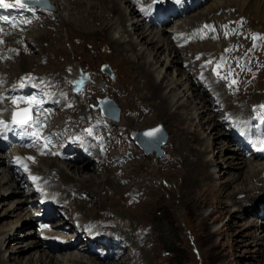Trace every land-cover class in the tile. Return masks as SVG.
Here are the masks:
<instances>
[{"label":"rangeland","instance_id":"obj_1","mask_svg":"<svg viewBox=\"0 0 264 264\" xmlns=\"http://www.w3.org/2000/svg\"><path fill=\"white\" fill-rule=\"evenodd\" d=\"M73 1L75 2L77 0H71L70 3ZM108 1L110 4L113 3V0ZM218 1L219 0H211L209 4H205L203 6H205L206 9L207 6L209 7ZM244 1L245 0H242V2ZM48 2L51 4L54 10L50 11V13H45L44 16H41L43 12L40 10L42 9H38L37 11L39 13L32 16L39 17V19H35L30 24H28L29 28L26 27L24 35L26 40L33 46H35V43L32 40L35 39L34 34L36 33V31L33 30L37 29L38 31H41V35H43L45 38L48 35H50V37H47L48 39L41 44L40 48L35 46L34 50L36 51H27L25 56L32 57L36 56L35 54L39 55V53L44 50L43 48L46 46L48 49L56 48L61 52L51 51L48 57H45V53L41 54L42 62L33 63L35 65H32V67L29 66L30 69H26L25 72L27 73L25 74H23L22 70H17V72L20 73V75H18L16 72V67L14 66L15 62L13 58L18 60L19 57L18 54L15 57V55L11 53L14 51L12 49L10 51L11 57L6 61L8 62V65H6L7 70L8 68L11 69L8 71L6 70L9 73H5V76L3 75L4 73L0 74V78L2 77L0 86L1 88L7 89L14 88L13 85H16L17 83H14L16 81V76H19V80L22 84L26 83V80L32 82L37 88H41V91L44 90V92L48 95L49 100H54L57 102L55 106L50 107L52 120H49L46 123L49 128L55 130L54 133H56V136L58 135V137H60L64 132H67L68 135L66 136L64 134L63 136H66L64 141L67 140L68 144V141L70 143L76 141L77 136L85 135L88 140L93 142L96 141L95 143L98 145V148H100V155L106 157L107 151L102 148V144L103 146H106V144H104L105 142L101 143L102 139L105 137L107 140L111 141L113 145V147L110 148V151L108 149V152L112 153L115 151L116 155H119H117V157L121 159L123 165L128 167L126 171L119 172L120 175H116L114 174V171H112L117 178L116 182L119 183L118 190H116L117 192L112 189H107L108 186H104V189L99 191L103 184L100 174L102 173L108 175V169L103 163L100 166L99 161V164H94L96 165L95 168L90 167L89 169H85L82 171L81 175L77 174L76 172V175H74L76 179H80V177L84 179V177H87L95 181V184L90 186H93V189L96 190V192L99 191L98 196L102 199V202H100L101 206L99 207L106 206L107 210L100 211L98 213L96 212V214H94L93 211L90 210L92 209V204H86L85 207L77 200V198H73L72 196L71 199H69V202H67V206L69 205L68 207L70 210L66 211L65 217L62 219H66V222L72 221V223L73 220H75L77 223L82 219L87 220V224L89 226L88 229H90L89 233H93L92 235H94V239H97L103 235L106 237L107 242H114L115 244L107 243L106 247H99L100 254H103L102 256H105L107 253L111 252L116 256V258H121L124 254V249L128 247V249L136 254V261L127 259L126 255L124 254L125 256L122 258L124 260L126 259L125 264H264V233H262L261 230L264 227V220L257 216V214L259 212L262 213V209H264V197L259 191L264 185V159H261L262 157L259 158L258 156L256 158H252L247 155L244 156L246 159L254 161V167L256 170H261V177L259 176L257 180H251L250 177L244 178L242 181L237 180L233 174L234 172L231 171L230 173L228 170V173L225 174L218 173L221 168H227L225 164L228 162L227 156L234 155L240 145L237 143H228L227 140L224 141V139L221 137L217 139L215 138L216 135L213 134L211 140H213V144L218 143L216 147L219 149L205 154L208 159L215 160L212 164V167L210 168V170L215 172L214 179L211 180L212 184L216 186L223 185L227 192H232L233 195L240 191L255 190L250 192L249 195L251 194L250 197L259 198V206L263 205V208L261 209L258 206V210H255L257 205L254 204V209L252 207H248V213L241 214V217L234 219L233 221L231 216L236 212L237 209V207L233 206L231 203L234 200L233 196L230 199H227L226 210L229 211V214L225 213L222 216L216 212L218 207L211 201H208V205L201 207H194L193 205L188 204L187 201H189V197L183 196V194H185L184 192L187 191L183 188L184 176H182V173L184 174V171H186L183 165L184 161L182 158L178 157L175 149L176 142L172 139L174 132L177 133V129L171 127L168 130V125L165 121L166 116L163 115V113H160L162 100H154L153 104L156 102L155 106L154 108L151 107L152 104L150 100L153 98V93H150V84L146 80L143 81L141 79L142 76L141 78H137L138 71H136L137 69L132 65L135 64L138 67V64L141 62L146 64L148 68L150 67V70L153 72L156 81L161 83L162 87H164L162 88V93H164V96L170 102H172V106L169 107L172 113H174L176 110L180 111V114L183 118L181 128L189 132L199 131V126H196V124L199 123V118H197L195 115L192 117L191 115L193 109L199 105L200 95H197L199 91L196 89L199 87V85L192 87L197 91L193 89L188 92V95L190 96L188 103L186 102L187 98H183L181 102L174 105L179 99L178 95L181 93V91L179 92L178 88L185 83V79L188 76V74L186 77L179 75L180 72H178V70L182 68L184 71L187 73L190 72L191 74L193 71H197V75H199L197 76V79H200V77H202L203 70H206L210 73V71L213 69V66H216V69L223 72L224 76L227 77L228 81L232 84L233 91L235 92L233 93L235 95L234 97L239 99L237 97L239 94L241 96H239V101H242L241 103H243L248 111L250 110L249 112H251V108L258 109L262 107L264 109V24H260L258 20L245 19L247 16L242 14H239L238 19L235 21H228L226 24L222 23V21H211V24L214 27H216V23L219 28H213V33L212 36H210V39L205 40L208 36L201 39L205 40L206 45L212 43L214 48L210 46V49H213L211 50L212 53L215 52V55L213 56L207 55L206 52L204 53L200 52L201 50H198L204 47V42H200L203 40L196 39V33L192 34L189 33V31L181 30L183 29L184 22L189 20H193V22L190 23L189 26L185 27L194 28L195 18L202 19L197 16L200 14H205L206 11H204V8H199L195 12H192L185 17L179 18L173 22H169L164 27H161L159 24H157L156 29L152 28L153 26L150 23H147V21L150 19V16L146 15L148 5L144 7L142 0H120L119 5L124 9L128 7L131 11L134 8L133 5L138 8H143L141 17H139V14H137V16L135 15L136 17L134 16V18H136V23L139 21L142 26L146 25V30L150 26L151 29H153L150 30V33L154 31V34L157 33L158 38L156 37L155 39L157 43L162 42L163 31L165 28H167L166 38L169 39L170 45L174 47V50L179 47L178 49L186 52L180 56L179 63L176 64V67H166L165 65L162 66V63H170L172 58L175 56L174 54L171 55V51L163 50L166 52L164 53L161 51L159 54H157L156 52H153L150 46L148 47V45H145L144 42L141 44V40H138V36L134 37V41H136L137 46L139 45L138 47H135L136 54L131 51L132 48L130 47V43H128L130 42L131 37L128 36L133 34L132 27L122 29L118 26L120 29L116 28V31H111V37L113 39L125 44L123 46V51L115 50L106 35H99L97 37H93L92 35H83V37L82 35L77 34V27L73 25L69 26L70 23H68V21H74L75 16H73L74 14L71 12L66 0H48ZM156 4L158 6V12L164 8L159 0L156 1ZM59 7H61V9ZM72 7L76 8V6L73 5ZM193 7L195 6H189V8H192V10ZM128 8L127 10H129ZM220 11H218V14L216 13L215 16H219L222 13V11ZM228 12L229 10H225L224 14H227ZM106 16L110 18V14H107ZM228 16L229 15L226 17L229 18ZM41 17L42 19H40ZM143 17H148L147 21H143ZM210 17L211 16H209V18ZM30 20H32V18H30ZM64 20L67 21L65 25L62 24ZM167 20H169V18ZM202 23H210V21H203ZM202 23L199 22V24ZM130 24L131 23H127V26L130 27L132 25ZM45 25L49 26L48 30H46ZM219 25L223 26L220 27ZM173 28H175L173 30L175 34L170 33L172 32L171 29ZM69 34H71V37ZM37 40L38 39H36V41ZM166 43L167 42L165 41V46ZM227 46L229 50H224V48ZM192 53L194 54L192 55ZM232 53L234 57L232 56ZM209 58L216 60L215 65L210 67L211 64L207 63ZM158 61L160 62L157 63ZM191 61H194L193 63L197 62L195 65V70L189 69V65L192 63ZM188 62V66L185 67L186 63ZM0 64L1 73L3 72L2 67L4 62ZM70 66L72 67L71 69ZM48 67L49 69L45 70ZM70 71L75 72L71 73ZM234 71L236 74H234ZM75 74L79 77L80 81H77ZM210 74L213 77V72ZM165 76L166 79L164 80ZM70 78L76 80L75 85L73 81L69 80ZM81 79H83V81ZM216 79H219V83L224 81V78L219 75L216 76ZM239 82H243V87L242 85H239ZM72 85H74L75 91L73 90ZM85 86H88L87 95H85ZM190 87L191 86H189V88ZM207 87L210 89L209 86ZM207 87H205L206 90H208ZM36 92L41 93L38 91ZM24 98L26 99V97ZM105 98L107 100L109 99L110 101H114L119 107L120 119L118 122L112 121L111 119L102 115L100 112L99 101L104 100ZM235 98H232L229 94H227L228 100H233ZM242 98L245 99L242 100ZM2 101L5 102L6 105H10V100L6 101L3 99ZM211 102V106L214 105L217 107L215 108L216 110L218 107H220L221 110L223 109L225 112H228L226 105L218 106V101L215 102L213 100ZM70 107L73 109H70ZM106 107L111 108L110 105H107ZM199 107L201 106L199 105ZM58 112L62 115L61 117ZM228 114H230L228 117L227 113L224 115H219V119H221V121H225L227 126V128L225 127L223 131L227 132L229 129L227 124L230 122L234 123L235 121L234 115L231 112H228ZM107 122L110 124L109 132L105 130L104 125ZM159 127H161V129H159ZM147 130L150 132H146ZM137 131L145 132L144 135L140 134L142 139L143 136L146 137L147 134L153 135L165 133L167 135V142L164 146H162L163 156L161 158L157 159L155 153L146 155L139 149L132 139ZM199 133L204 136V138H207L210 132L205 134L206 132L201 131ZM254 135L255 133L253 136ZM214 138L217 140H214ZM240 138L243 137L241 136ZM260 139L264 140L263 137H260ZM211 140L210 142H212ZM79 144H82V148L83 146L87 147L85 140L80 141ZM203 144L204 143L197 145L194 143L192 144L191 148H203V146H201ZM0 154L4 157L3 153ZM257 154L259 153H256V155ZM75 155L77 156L79 153L76 151ZM6 158V168H0V173L2 177H5V179L10 177L9 173L7 172V170L9 171L7 165L9 159L7 156ZM51 161V163L54 165L50 164V168L57 166L58 168H61L64 173L68 175L71 173L73 174L72 169H70L68 167L69 165H67L68 162H62L58 158H52ZM119 164L122 165L121 163ZM113 165L115 166L116 164L113 163ZM37 170L38 167L36 168V171ZM38 174H43V178L46 176L44 172H39ZM200 177L203 178L204 176L200 174ZM52 180H54V178H52ZM261 180L263 182H259ZM58 181V183L62 184L60 180ZM83 181L82 183H84ZM1 188L0 191H2V193L4 192L5 197L7 198L12 189L8 191L7 187ZM14 192H18V190L16 189ZM245 195L247 194H244V196ZM2 196L3 195L1 194V203H7L6 198H2ZM98 196L95 199L96 203L97 201H100ZM12 198H14V196H12ZM33 199L35 198L33 197ZM242 199H244V197ZM210 200L213 199L210 198ZM66 201H68V199ZM19 203L20 201L16 202V205ZM62 204L64 203L62 202ZM245 205H247V203ZM2 207L3 205H0V221L10 225L4 230H0V234L13 231V233L17 235L15 236L14 241H11L8 243V245L6 244L4 246L5 248L2 254L7 256L12 250H14L13 248L17 246L14 242L26 241L24 239L28 235L26 233L28 231H32L33 229L31 226L29 229L19 228V225H22L23 222V220L21 222L19 219L20 217H6L3 219L1 215L5 213L6 209H8V205H4L3 209ZM37 207L33 208L34 211L37 209ZM98 209L100 210V208ZM94 215L98 217L102 216V219L98 220ZM23 216L24 213L22 214V217ZM60 219L61 218L59 217V220ZM110 219L121 220L122 225L128 224L131 226L133 231L139 235V238L142 240V242L132 248L130 245L132 242L124 241V239L119 235H116V237L114 235L110 236L111 233H109L108 230H112L110 228L113 225L102 227V230L104 229L103 232H101V230H97L101 229L98 228L99 222L109 221ZM203 220H207L208 226L203 225ZM234 222L237 224V226H235V228H231V225ZM74 224L75 223H73V225H69L70 228L73 227ZM91 229L96 230L99 233L92 231ZM65 233H67V230ZM43 234H45V232H43ZM71 234L76 236L74 232ZM71 234H67L66 237L70 236ZM31 236L34 237L33 232ZM48 238L49 237L46 236L45 239ZM67 239L69 240V238ZM82 241L83 240H81L79 243L74 241V245L71 247V249L63 247L52 253L60 254V252H65L66 256L69 258L68 260L79 259L83 261L84 264H95L96 261L93 260L90 255H87L85 252L78 249V246L83 243ZM41 243L44 244L43 242ZM98 246L99 245L94 246L93 248L98 249ZM111 246L114 248L112 249ZM118 246L124 247L123 252L119 250ZM58 254H56L57 261L60 264H64L65 262L63 263V259L67 257L63 256L62 254ZM41 258L46 260V255L42 257V253L36 254V259ZM99 263L113 264L115 261H112L111 259L100 261Z\"/></svg>","mask_w":264,"mask_h":264},{"label":"bare ground","instance_id":"obj_2","mask_svg":"<svg viewBox=\"0 0 264 264\" xmlns=\"http://www.w3.org/2000/svg\"><path fill=\"white\" fill-rule=\"evenodd\" d=\"M66 1L68 3V6L71 9V12L74 14L73 16H75L74 21H68V23H70L69 26L73 25V26L77 27L76 32L78 35H82V36L83 35L84 36L92 35L93 37H97L99 35H103V36L106 35L109 38V40L112 43L115 50L123 51V49H124L123 46L125 44H122V43L118 42L117 40L113 39L111 37V31L112 30L114 31L116 28L120 29L119 27H121L122 29L132 27L133 34L128 36V37H131L130 42H128V43H130V47L132 48L131 51L134 54H136V48L135 47L137 46V43H136V41H134L135 36L136 37L138 36V40H141L140 41L141 44L144 42L145 45H148V47L150 46L152 48L153 52H156L157 54H159L163 50L171 51V55L174 54L175 56L172 58L170 63H168V62L162 63V66L165 65L166 67L167 66L176 67V64L179 63L180 56L183 55L185 52V51H182L181 49H178L179 47L176 50H174V47H172V45H170L169 39L166 38L167 37L166 36L167 28H165L163 31L162 42L157 43V41H155V39L157 37V33L154 34L155 31L150 33V30H153V29H151L150 26L146 30L145 29V27L147 28L146 25L142 26L139 23V21L136 23V18H134V16L135 15L137 16V14L140 11L137 7L133 8L131 11L128 7L127 8L129 10H127V8L124 9L119 5L120 0H113L112 4H110L108 0H77L75 2L73 1L74 3L73 2L70 3L71 0H66ZM123 1H126V0H123ZM210 1L211 0H201L200 4L190 5L189 4L190 0H186L185 8L183 9V11H175L172 8L164 9L162 11V14H161V17H163V19L161 20V27H164L167 25V23H169L170 21H173L172 18H174L176 15H186L187 16V15L191 14L192 12H195L199 8H204V11H206V12H205V14H200L199 16H197V17H200L202 19L195 18V22H194L195 27H196V25H199V22L202 23L203 21H208V22L210 21V24H211V21L214 22V20H217V21H222V23L226 24L228 21H233V20L235 21L236 19H238L239 14L246 15L247 18H245V19L258 20L260 24L261 23L264 24V0H245L244 2H242V0H229V1H224V0L220 1L219 0L218 2H215L214 4L210 5L209 7L207 6L205 9V6H202V4H203L202 2H204V5H205V4H209ZM142 2L144 5L151 4V7L156 9V7L154 6L156 3V0H142ZM72 5L76 6V8L72 7ZM189 6L190 7L195 6V7H193V10H192V8H189ZM59 8L61 9V7H59ZM233 8H235L236 10ZM220 10L222 11V13L219 16H217V15L215 16V14ZM225 10H229V12L227 14H224ZM21 11H26V8H21ZM40 11L43 12L41 14V16H44L45 12L43 10H40ZM128 11H130V12H128ZM38 13L39 12L37 11L35 14H38ZM107 14H110V18H108L106 16ZM227 15H229L228 16L229 18L226 17ZM209 16H211V17L209 18ZM168 18H169V20H167ZM40 19H42V17ZM133 22H135V23H133ZM192 22H193V20L185 21L183 24V29H181V30L188 31L189 29H193L192 27H185V26H189L190 23H192ZM247 22H249V21H247ZM66 23H67V21L64 20V22L62 24L65 25ZM100 23H101V25H100ZM127 23H131L132 25L130 24L131 26L129 27V26H127ZM215 25H216L215 28H217L218 25L216 23H215ZM221 26H223V25H221ZM45 28H46V30H48L49 26L45 25ZM152 28H154V27H152ZM174 29L175 28L171 29L172 30V32H170L171 34L173 33ZM196 29H197V27H196ZM205 30L208 33L209 27L205 28ZM33 31H36V33L34 34L35 39L32 40L35 44L34 43L33 44L40 48L41 44L44 41H46L48 39L47 37H50V35L46 36V38H45L43 35H41V31H38L37 29H35ZM28 32H29V30H28ZM30 32H31V30H30ZM44 35H46V34H44ZM69 35L71 37V34H69ZM152 35H153V37H152ZM197 35H198V33H197ZM208 35L209 36L205 40L210 39V36H212V34H208ZM19 37H20L19 34H12L8 38V40L10 42V43L8 42L9 46H7V47L6 46L5 47L0 46V52L2 53V56H1V53H0V56L3 57V59L6 58V55H8L12 49H14V51L17 52L18 57H19V58L17 57L18 60L16 58H13V60L15 62L14 66L16 67V72H17V70L18 71L22 70L23 74L27 73V72H25L26 69H28V68L30 69L29 66L32 67V65H35L33 63L42 62L41 54H43V53L46 54L45 57H48L49 54L51 53V51L61 52L56 48L55 49L54 48L48 49V48H46L47 47L46 46L45 48H43L44 50H42L39 53V55L35 54L36 56L26 57L25 53L27 51L33 52L35 46H33L27 40H24L22 42ZM36 39H38V40L36 41ZM196 39L198 40V37H196ZM205 40L202 41V42H204V47L201 49H198V50H201L200 52H204V53L206 52L207 55H213L214 56L215 52L212 53L211 50H213V49L212 48L210 49V46L213 47L212 43H209L208 45H206ZM165 41L167 42L166 46L164 45ZM26 42H28V43H26ZM224 50H229L228 46L225 47ZM34 51H36V50H34ZM193 54L194 53H192V55ZM232 56H233V53H232ZM3 59H2V61L4 62V65L2 64L3 65V67H2L3 72H1L0 74L4 73L3 75L5 76V73H9L7 71L10 70L11 68H8V70H7L6 65H8V62H6L7 60H3ZM159 62L160 61H158L157 63H159ZM193 62L190 63L189 69L195 70L196 69L195 65L197 64V62H195V63H193ZM215 62H216V60L213 58H209V61H207V63L211 64L210 67L215 65ZM46 64H47V62H46ZM187 64H189V62ZM132 65L134 68L137 69L136 71H138L137 78H139V77L141 78V76H142L141 79L143 81H145V80L148 81L150 84V87H151L150 93H153L152 94L153 98H151V100H150V102L152 104L151 107L154 108V106H155L156 102L153 104L154 100L155 101H158L159 99L162 100V105L160 106V113H163V115L166 116L165 121L168 125V130L171 127L177 129V133L174 132L172 139L176 142V144H175L176 148L175 149H176V152L178 154V157L182 158L184 161L183 165H184L186 171H184L185 172L184 174L182 173V176H184L183 188L186 189L187 191L184 192L185 194H183V196L189 197V201H187V203L193 205L194 207H201V206L208 205V201H211L217 205L218 208H217L216 212L220 216H222L225 213L229 214V211L226 210L227 199H230L233 196L234 200L231 203L233 206L237 207L236 212L231 216V219H233V221H234V219L241 217V214L248 213V211H249L248 207H252L254 209L255 205H257L255 210H258V206H259V202H258L259 200L258 199L259 198L250 197L251 194L249 195L250 192L255 191V190L240 191V192L233 195L232 192H227V190L225 189V187L223 185L216 186V185H213L211 182V180L214 179L215 172L210 170V168L212 167V164L215 160L208 159V157L205 154L214 152L216 149H219L216 147L218 145V143L213 144V140H211V137H213V134H214V135H216L215 138L219 139V137H221L224 139V141L227 140L228 143H232V144H233V140L235 142H237L239 140V139H236V140L233 139L229 132L223 131V129H225V127L227 128V126H226L225 121H223V120L221 121V119H219V115L220 114L224 115L225 113H227V117H228V115H230V114H228V112H231L234 115L235 120L236 119L237 120L248 119L251 117V112H249L250 110L248 111L247 108L243 105V103H241L242 101H239L241 96L239 94L237 95V97L239 99H236L234 97L235 95L233 93H235V92L233 91L232 84L228 81L227 77L224 76V73L221 72L220 70L216 69V66H213V69L210 71V73L213 72V77L208 71L203 70L202 71L203 72L202 77H200V79H197V76H199V75H197V71L196 72L193 71L191 74L190 72L187 73L182 68L181 69L178 68L179 69L178 72H180L179 75L186 77V75L188 74V76L186 77V79L184 78L186 80L185 83L178 88L179 92L181 91V93L178 95L179 99L174 105L181 102V100H183V98H187L186 102L188 103V100L190 98V96L188 95V92L193 90L194 88H192V87H195V85H199V87L196 89H198V91H199L197 95H200L199 105L201 107H199V105L196 104L197 105L196 108L193 109L192 113L190 112L192 117H194V115H195V116H197V118H199V123L196 124V126H199V131L189 132V131L181 128L183 118H182V115L180 114V111L176 110L174 113H172V111L170 110L169 107L172 106V102H170L164 96V93H162V90H163L162 88H164V87H162L161 83H158L156 81L153 72H151V70H150L151 68L150 67L148 68V66L146 64L141 63V62H140V64H138L139 65L138 67L135 64H132ZM10 66H11V64H10ZM187 66L188 65H185V67H187ZM0 67H1V64H0ZM42 68H45V67H42ZM71 68L72 67L70 66V69ZM47 69H49V67L46 68L45 70H47ZM235 71H234V74H236ZM70 72L74 73L75 71H70ZM238 72H239V70H238ZM159 74H160V72H159ZM18 75H20V73H18ZM217 75L224 78V81H222V83H219V81H218L219 79H216ZM200 76H201V74H200ZM76 77H77V81H80L79 77L77 75H76ZM0 79H2V77ZM15 79H16V81L14 83H16V82L17 83H16V85H14V88H15V90L18 91V94H19L20 93L19 90H21L20 87L24 88V86L28 82L22 84L21 81L19 80V76H16ZM165 79H166V76L164 77V80ZM69 80L73 81L74 85L76 84V80L71 79V78ZM81 80L83 81V79H81ZM87 81H88V79H87ZM195 82H196V84H195ZM220 82H221V80H220ZM242 83L239 82V85L241 86ZM74 85H72V88ZM189 86H191V87L189 88ZM207 86H209L210 89H208ZM87 87L85 88V90H86L85 95H87ZM205 87H207V89L209 91L206 90ZM242 87H243V85H242ZM195 91H197V90H195ZM227 94H229L232 98H235V99L228 100ZM244 94H246V93H244ZM243 99H245V98H242V100ZM55 100H57V99H55ZM213 100L215 102L218 101V103H217L218 106L226 105L228 112H225L223 109L221 110L220 107H218V109L216 110L215 108H217V107H215L214 105H213L214 107L211 106V103H212L211 101H213ZM56 103L57 102L55 101V104ZM10 106H12V105H10ZM70 109H73V108L70 107ZM251 110H252V108H251ZM59 115H60V117L62 116L60 113H59ZM8 116L10 117L9 114H8ZM231 117H232V115H231ZM49 118H50V120H52L50 115L48 116V119ZM104 125H105V130L107 132H109L110 124L107 122ZM227 125L229 126V128L233 127V124L229 123ZM68 128H69V126H68ZM101 128H103V127H101ZM201 131L206 132L205 134H207L208 132H210V133H209L207 138L206 137L204 138V136H202L199 133ZM228 131H229V129H228ZM242 132L240 130H238L236 134H239L240 137L242 136L247 141V139H248L247 135L245 133L243 134ZM215 138H214V140H217ZM210 140L212 142H210ZM102 142H105L104 144H106V146H103V144H102V148L107 151L106 157L100 155V153H99L100 148H99V149H97L98 150L97 153H99V155L93 153L94 159H91L88 157H86V158L80 157L75 161L68 162L67 163V165H69L68 167L70 169H72V171H73V174L71 173L72 175L71 174L68 175V174L64 173V171L61 170V168H58L57 166H53L50 168V164H53V163H51L52 157H48L46 159L41 160L40 164H38L39 166H37L38 170L36 172H38V173L44 172L45 175L47 173L49 175V177L54 178V180H49V179L47 180V185H48V181H51V184H53L54 187L49 183V187L51 188L52 193L49 191L50 196H47L46 193H44L40 197L41 202L39 204L36 203L35 199H33V197L35 198V196H33L31 192L30 193L26 192L25 189H22L20 187H17V188L12 187V184H14V183L18 185V183L14 182V180L10 181V177L12 178V176H10L9 178L6 177L7 179H5V177H2V175L0 173V188L1 187H3V188L7 187L8 191L12 189L11 193L8 194L7 198L5 197V193L4 192L2 193V191H0V195L2 194L3 195L2 198H6V202H7V203L2 202L3 203L2 204L0 201V205H3V207H4V205L5 206L8 205V209H6L5 213L3 215H1L2 218L4 219L6 217H9V218H17V217L19 218L20 217L19 219L21 220V222L23 220V222H22V225H19V228H23L24 226H27V225L29 227L30 226L33 227L35 222H37V220L39 218L38 216H36L37 220H35L34 212H39V210L36 209L34 211L33 208L36 206H39L38 208L42 207L44 209L45 205H47V202L50 200V198H53V196H52L53 193H55V196L58 197L57 198V204L59 202L64 203L67 199H68L67 202H69V199H71V197L73 196V198L74 197L77 198V200L80 203H82L84 206L86 204H90V205L92 204L91 205L92 209H90V210H92L94 214H96V212L98 213L100 211H106L107 210L106 206L99 207V206H101L100 202H102L101 197L98 196L99 191H102L104 189L103 188L104 186L105 187L108 186L107 189H112L115 192H117L116 190H118V184L119 183L116 182L117 178L115 177L114 174L120 175L119 172L126 171L128 167L126 165H123L121 159H119L117 157L118 154L116 155L115 151H113L112 153L108 152V149L110 151V148L113 147L111 141L107 140L104 137L102 139L101 143ZM194 143H196L197 145L204 143L203 145H201V146H203V148H200V147L199 148H191L192 144H194ZM85 144H87V146H89V148L91 149V152H94L93 151L94 146L88 140H85ZM107 144H108V146H107ZM246 144H245V146H243L244 147L243 150L241 148H239V150H237V152L234 155L227 156L228 162L225 163L227 168H221V170L218 173H224L225 174V173H228V171H230V173L232 171V172H234L233 174H234L235 178L237 180H240V181H242L244 178H248V177H250L251 180L252 179L257 180L259 178V176L261 174V170L260 171L256 170L254 167V161H252L250 159H246L244 156L247 155V156H250L252 158H256L258 156L260 158L261 156H264V152H263L264 147L261 146L263 153H259L261 155L260 156L259 154L256 155V153L252 150V146L255 145L254 142H250L247 145ZM211 147H212V150H211ZM97 148H98V146H97ZM79 149H82V144H80ZM77 152L80 154V151H77ZM97 161H99L100 166L103 163L104 166L108 169V171H107L108 175H105L102 173L100 174L102 177L101 180L103 181V184H102V188L98 192H96V190L93 189L94 188L93 186H90V185L95 184V181L93 179L87 178V177H84V179L81 177H80V179H76L74 176V175H76V172H77V174L81 175L82 171H84L85 169H89L90 167L95 168L96 165H94V164H97L98 163ZM53 162H55V161H53ZM113 163H115L116 165L114 166ZM119 163H121L122 165H120ZM5 165H6L5 157H3V155L0 154V168L1 167L6 168ZM112 171H114V174ZM200 174H202L204 177L203 178L200 177ZM100 175H98V176H100ZM39 176L43 178V174L39 175ZM35 177L38 181V176L36 175ZM260 179H263V178H260ZM58 180H60V182H62V184L58 183L59 182ZM82 181L84 183H82ZM259 182H263V181L261 180ZM44 187H46V186H44ZM46 188L49 190L48 187H46ZM14 189H17L18 192H14ZM54 189H56V191H59V196H58V193L55 192ZM259 191H260V193H262V195L264 197V185ZM244 194H247V195L244 196ZM12 196H14V198H12ZM97 196L100 199V201H97V203H96L95 199ZM243 197H244V199H242ZM210 198H212L213 200H210ZM239 199H242V200H239ZM19 201H20V203L16 205V202H19ZM263 202H264V199H263ZM246 203H247V205H245ZM68 206L66 208V211L70 210V208ZM3 207H2V209H3ZM51 208L54 211L52 217L47 218L48 216H46V218H45V215H42V217L45 218V222L49 223V222L53 221V226L55 229L58 228V229H62L65 231L67 230V233H64L65 238H66L67 234H71L74 232L77 236V239L75 240L76 243H79L81 240H83L82 241L83 243L78 246V249L82 250L87 255H90L91 258L96 261L95 264H100L99 263L100 261L111 260V259H112V261H115V263H113V264H125L126 259L124 260L122 258L125 255H126L127 259H130L131 261H134L136 259L135 258L136 254H134L130 249H128V247L126 249H124L123 246H121V247L118 246L120 251L123 252V249L125 250L124 251L125 255L123 254V256L121 258L120 257L116 258V256L113 255L111 252L107 253L105 256L95 254L91 250V247L93 248L94 246H97V245H101V246L106 247L107 243H109V242L101 243V241H97V240L95 241V239H92V237L94 236V235H92L93 233L91 234L92 237L91 236L88 238L81 237V232H80L79 228L81 229V225H87L88 226L87 220L82 219L78 223L75 220H73V223H76V226H73L70 228L69 225H73L72 221L66 222L65 221L66 219H62L63 216L56 213V210L58 207H56L54 203H53ZM51 208H49V209L51 210ZM98 208H100V210ZM79 209H80V207H79ZM240 209H241V212H240ZM23 213H24V216L22 217ZM66 215H68V214H66ZM94 216H96V215H94ZM257 216L261 217V219L264 220V209H263V212L262 213L259 212L257 214ZM59 217L61 218L60 220H59ZM76 218H78V217H76ZM96 218L98 220H101L102 216H100V217L96 216ZM80 219H81V217H80ZM217 220H218V218H217ZM117 222H119V223H117ZM203 222H204L203 225H207V220H203ZM18 224H20V223H18ZM9 225L10 224H8V223H3L0 221V230L6 229V227ZM108 225H110V226L113 225L110 228L112 230H108V232L111 233L110 236L114 235L116 237V235H119L120 237H122L124 239V241L132 242V244H130L132 246V248L142 242V240H140V238H139V235L133 231L131 226H129L128 224L122 225L121 220L110 219L109 221L99 222L98 228H101V229H97V230H99V231L101 230V232H103L104 229L102 230V227H105V226L107 227ZM235 226H237V224L234 222V223H232L231 228H235ZM252 227H250V228H252ZM250 228H248V229H250ZM48 229H49L48 226L43 227V230H48ZM106 230H105V232H106ZM261 230H262V233H264V227ZM92 231L99 233L96 230H92ZM26 234H28L26 236V238H24L26 241L14 242L17 246H15L13 248L14 250H12L11 253L8 254L7 256L2 254V252L4 251V248H5L4 246L6 244L8 245L9 242L14 241L15 236H17V235L14 234L13 231L0 234V264H60L56 259L57 258L56 254H58V253L53 254L52 252H55V251L64 247L62 245L63 244L62 240L64 239V237H61L57 240L59 242V246L54 245L51 249H49V246L46 243L42 244L41 243L42 241L39 240L36 235H34V237L31 236L32 231H28ZM132 234H135V235H132ZM74 237H75V235H72V234L70 236H67V238H69V240H71V242H72V239ZM69 240L68 239L65 240L66 241L65 247L71 249V247H73V245H74V242L72 244L71 242H69ZM88 241H90L92 243L91 247L86 246V243ZM109 244H115V243L110 242ZM111 248L113 249L114 247L111 246ZM38 253H42V257H44L46 255V260H44V258L43 259L42 258L36 259V254H38ZM60 254H62L63 256H66L65 252H60ZM60 254H58V255H60ZM144 258H145V256H144ZM68 259H69L68 257L63 259V263L65 262L64 264H67V263L68 264H70V263L71 264H84L83 261H81L79 259H70V260H68ZM127 264H130V263H127Z\"/></svg>","mask_w":264,"mask_h":264},{"label":"water","instance_id":"obj_3","mask_svg":"<svg viewBox=\"0 0 264 264\" xmlns=\"http://www.w3.org/2000/svg\"><path fill=\"white\" fill-rule=\"evenodd\" d=\"M104 102V104H103ZM102 105H110L111 108L114 110L113 113L106 112V107H104L103 112H105L110 118H113L114 121H119L120 119V110L117 107L116 103L113 101H109L107 99L101 100ZM157 129V128H156ZM161 129V127H159ZM146 132H150L147 130ZM153 132V131H152ZM143 132L137 131L135 135L132 137L134 142L138 145V147L143 151L144 154L150 155L152 153H155L156 158H161L163 156V150L162 146H164L167 142V135L165 133L162 134H153L149 135L147 134L146 137L143 136V139L140 137V134L144 135Z\"/></svg>","mask_w":264,"mask_h":264},{"label":"clouds","instance_id":"obj_4","mask_svg":"<svg viewBox=\"0 0 264 264\" xmlns=\"http://www.w3.org/2000/svg\"><path fill=\"white\" fill-rule=\"evenodd\" d=\"M25 40H26V37H25ZM112 101V100H111ZM114 102V101H113ZM115 103V102H114ZM119 108V107H118ZM68 162H70V161H68Z\"/></svg>","mask_w":264,"mask_h":264}]
</instances>
